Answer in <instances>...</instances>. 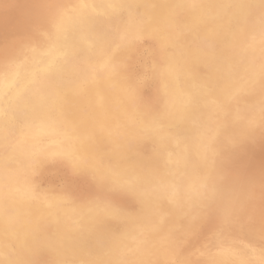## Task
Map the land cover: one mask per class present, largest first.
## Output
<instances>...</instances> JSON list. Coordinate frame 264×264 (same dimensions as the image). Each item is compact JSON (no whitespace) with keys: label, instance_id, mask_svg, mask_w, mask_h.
I'll return each mask as SVG.
<instances>
[{"label":"rangeland","instance_id":"374dc122","mask_svg":"<svg viewBox=\"0 0 264 264\" xmlns=\"http://www.w3.org/2000/svg\"><path fill=\"white\" fill-rule=\"evenodd\" d=\"M169 1L148 0L150 4L148 6L143 3L144 0H0V100L5 105L0 114V139L5 136L6 131H11L15 127L22 136L24 140L22 146L26 158L23 156L13 161L18 167V178L20 179L12 194L17 198L24 197L36 210L33 218L36 225L35 232L25 234L20 238L16 233L17 228L10 225L7 218L12 210L10 208L13 206L7 202L0 205V264H44V261L45 264H134L135 261V264H141V262L148 264L147 260L149 264H178L179 262L209 264L210 257L216 254L219 256L220 264H259L260 262V264H264V92H262L264 91V62L260 65L262 68L249 65L247 72L239 76L240 78L231 75L224 69L221 71L219 65L221 56L229 53L226 46L229 45L231 37L234 39L236 35L240 36L242 33L248 32L246 34L251 36L254 42L259 37L256 42L264 43V1L252 0V7H248V9L244 1L239 4H236L238 2L234 0L216 1H220L224 6L225 15L217 18L216 25L219 26V32L222 35L220 38L226 40L225 45L214 41L215 39L204 32V27L202 28L193 19L194 15H207V12L212 11L211 7L214 3L211 0ZM92 6L99 9L109 7L111 11L103 16V13L99 14L90 9L93 8ZM76 13L84 15L86 13L87 16L83 23L85 38L82 41L72 35L75 33L71 31V19ZM227 14L234 17L229 22H225L224 17ZM223 23L225 25L228 23L230 29L226 30ZM253 25L254 27H252ZM258 30L260 33L257 32ZM226 31L228 32L226 33ZM260 39L261 41H259ZM119 46H122L121 51L125 52L124 56L123 53L114 55L113 51ZM55 50H58L57 59H59H49L50 71L48 72H56L63 82L71 77L78 84L84 83L82 86L90 85L96 99L100 102L106 101L107 105H98L101 110L99 116H88V119L83 122L66 123L60 130L61 134L52 138H43L41 134L46 128L45 124L56 121L55 106L51 104L42 106L47 115L43 122L42 118L40 120L36 117L37 115L35 117L31 115L40 109L37 105H33L37 101L34 97L35 89L30 87L28 89L30 94L24 93V97H13L8 94L9 89L5 88V83L11 79L18 82L17 74L23 69L26 62L30 61L31 57L44 58L45 56L47 58ZM35 52L38 53L35 54ZM127 52L129 53L127 54ZM219 53L222 55L220 56ZM75 57L77 58L75 59ZM245 58V56L239 57V66H247L248 60ZM212 64L214 65L212 66ZM217 72L219 74L222 72V78L225 77L228 86H221V88L218 84V86L214 85L217 80ZM86 92L87 89H85ZM206 92L209 95L222 98V100L220 99L222 103L225 102L224 121L222 120L215 126L214 122H210L196 128L191 125L190 119L202 107ZM211 92L212 94H210ZM85 93L82 91V94ZM195 96H199V98ZM48 101L54 100L49 98ZM151 106L152 108H150ZM50 113L53 114L50 115ZM94 121L99 124L94 125L92 123ZM54 126L56 127L55 124ZM213 131L218 134H214ZM197 132L198 135L195 134ZM95 134L98 135L97 139L92 138ZM205 134L210 136L209 140L205 138ZM169 135L176 136L175 143L180 152L181 164L177 171L183 179H178L177 184L182 185V205L176 208L170 205L171 201L161 200L160 204L167 206H163L165 208L162 210V216L160 215L156 220L150 222L148 220L150 213L144 207L143 202L144 191L152 181L145 176L138 181L131 180L130 172H127L128 169H124V166L135 156L134 159L143 168H146L149 164L148 161L152 160V154L149 152L152 153L151 150H154L159 137L167 138ZM197 137H200L201 140ZM97 142L98 144H95ZM50 143L59 145L56 153L40 156L44 147ZM130 145H132L131 148ZM140 145L143 146L139 147ZM241 146L243 147L241 148ZM239 152H242L243 155ZM130 153L133 155L129 156ZM41 159L46 161L43 163ZM10 162L12 161L9 160L7 163ZM1 166L9 173H13V170L7 167L9 164L4 162L0 164ZM64 166H67L69 171ZM255 173H259L258 176ZM226 176L230 179L235 177V179L232 181ZM101 182L102 184H100ZM247 182L250 187L247 186ZM177 184L176 186H178ZM23 185H25L24 188H22ZM87 188L88 190H86ZM10 190L12 189L8 188L5 192H3V188L0 190V201L7 198L4 194L7 196L11 193ZM222 191L224 194L221 193ZM239 207L246 208L242 211V209L239 210ZM194 209L195 212H192ZM121 210L123 212H119ZM251 210L256 212L253 213ZM240 211L244 212L241 214L242 216L239 214ZM187 213L189 214L187 215ZM186 217L188 218L186 219ZM170 218H172L171 221ZM213 219H216L215 222ZM202 220H205L204 223ZM256 220V224L259 223L258 226L254 225ZM185 222L187 227L184 225ZM214 223L216 224L214 225ZM117 224H120V227ZM254 226L256 227L254 228ZM61 228L65 229L63 236L59 233ZM122 229L124 232L121 231ZM184 229L187 231L184 232ZM177 233L178 236H174ZM227 235L228 238H232L231 240L225 238V242L224 237ZM234 235L235 238H233ZM181 243L182 247L179 246ZM146 247L151 252L146 251ZM224 248L225 250H223ZM168 250V253L175 257L171 258V261L169 259L158 262L156 257L152 256L153 252L167 253ZM79 251L84 252L87 256L79 258ZM124 252L125 254H123ZM246 253L249 254L248 257L244 255ZM134 255L136 256L134 257Z\"/></svg>","mask_w":264,"mask_h":264},{"label":"bare ground","instance_id":"6f19581e","mask_svg":"<svg viewBox=\"0 0 264 264\" xmlns=\"http://www.w3.org/2000/svg\"><path fill=\"white\" fill-rule=\"evenodd\" d=\"M4 1V0H3ZM16 1V0H15ZM51 1H53V0H51ZM57 1V0H56ZM171 1V0H170ZM169 1V2H170ZM173 1V0H172ZM175 1V0H174ZM195 1H197V0H195ZM212 1V3H214L213 4V6L211 7V9H212V11L209 13V12H207V15H205V14H203V15H201V14H198V15H194V17H193V19H194V21L198 24V25H200L202 28L204 27V32L207 34V35H209V36H211L213 39H215L214 41H216L217 43H222L223 45H225V43H226V40L224 39V38H220V36H222L221 34H220V32H219V26L218 25H216V20H217V18H221V16H223V15H225V13H224V6H223V4H221L220 3V1L219 2H216L217 0H211ZM226 1V0H225ZM231 1V0H230ZM234 1H236V2H238V3H236V4H239V3H241V2H243L244 1V3H245V5H246V7H247V9H248V7H252L251 6V1L252 0H234ZM264 1V0H263ZM7 2V1H6ZM38 2V1H37ZM114 2V1H113ZM181 2V1H180ZM19 3V2H18ZM51 3V2H50ZM65 3V2H64ZM104 3V2H103ZM105 3H107V2H105ZM104 3V4H105ZM143 3H145L146 5H150L149 3H148V0H144V2ZM30 4H31V2H30ZM29 4V5H30ZM229 4V3H228ZM262 4V3H261ZM8 5V4H7ZM41 5V4H40ZM86 5V4H85ZM102 5V4H101ZM111 5V4H110ZM171 5V4H170ZM173 5H174V3H173ZM259 5V4H258ZM3 6V5H2ZM15 6V5H14ZM35 6V5H34ZM43 6V5H42ZM51 6V5H50ZM54 6H55V4H54ZM65 6H67V5H65ZM96 6V5H95ZM196 6V5H195ZM209 6H211V5H209ZM232 6V5H231ZM234 6H235V8H236V5L234 4ZM244 6V5H243ZM38 7V6H37ZM52 7V6H51ZM89 7V6H88ZM87 7V8H88ZM93 7V6H92ZM97 7H98V5H97ZM97 7H93V8H90V9H93V10H95L97 13H103V16H104V14H109L110 13V8L109 7H104V9H102V8H97ZM178 7V6H177ZM184 7V6H183ZM229 7V6H228ZM245 7V6H244ZM261 7V6H260ZM36 8V7H35ZM39 8V7H38ZM42 8V7H41ZM46 8V7H45ZM65 8V7H64ZM6 9V8H5ZM20 9V8H19ZM253 9V8H252ZM8 10V9H7ZM58 10V9H57ZM65 10V9H64ZM232 10V9H231ZM250 10V9H249ZM188 11V10H187ZM198 11V10H197ZM16 12H18V11H16ZM78 12V11H77ZM84 12V11H83ZM232 12V11H231ZM258 12V11H257ZM262 12V11H261ZM7 13H9V12H7ZM12 13V12H11ZM24 13H25V11H24ZM35 13V12H34ZM44 13V12H43ZM64 13V12H63ZM73 13V12H72ZM228 13V12H227ZM240 13V12H239ZM252 13V12H251ZM5 14V13H4ZM15 14V13H14ZM19 14V13H18ZM22 14V13H21ZM30 14V13H29ZM46 14V13H45ZM55 14V13H54ZM94 14V13H93ZM177 14V13H176ZM242 14V13H241ZM41 15V14H40ZM245 15V14H244ZM250 15V14H249ZM89 17L91 16V15H88ZM177 16H179V15H177ZM260 16H261V14H260ZM3 17V16H2ZM16 17H18V16H16ZM21 17V16H20ZM35 17V16H34ZM70 17V16H69ZM86 13H85V15L84 14H77L76 13V15L71 19V25L70 26H72V30L71 31H73L75 34H72V35H74L76 38H78V39H80V41H82L85 37V34H83L84 32H83V23H84V20L86 19ZM242 17V16H241ZM254 17V16H253ZM48 18H49V16H48ZM71 18V17H70ZM225 18V22H229L232 18H234V17H232L231 15L230 16H228V14H227V16L226 17H224ZM236 18H237V16H236ZM39 19V18H38ZM53 19V21H54V18H52ZM90 19V18H89ZM121 19V18H120ZM174 19H175V17H174ZM260 19V18H259ZM3 20L5 21V19L3 18ZM19 20V19H18ZM42 20V19H41ZM56 20V19H55ZM65 20V19H64ZM91 20V19H90ZM110 20V19H109ZM255 20H256V18H255ZM22 21V20H21ZM24 21V20H23ZM40 21V20H39ZM52 21V20H51ZM63 21V20H62ZM69 21V20H68ZM86 21V20H85ZM114 21H115V19H114ZM125 21V20H124ZM178 21V20H177ZM180 21V20H179ZM239 21V20H238ZM16 22V21H15ZM34 22H35V20H34ZM163 22V21H162ZM219 22V21H218ZM239 22H241V20L239 21ZM249 22V21H248ZM255 22V21H254ZM263 22V21H262ZM3 23V22H2ZM21 23V22H20ZM88 23H89V21H88ZM122 23H124V22H122ZM132 23V22H131ZM250 23H251V21H250ZM259 23H261V22H259ZM67 24V23H66ZM70 24V23H69ZM69 24H67V25H69ZM110 24H111V22H110ZM224 25H225V23H223ZM246 24V23H245ZM244 24V25H245ZM5 25V24H4ZM22 26H23V23L21 24ZM35 25V24H34ZM59 25V24H58ZM2 26V25H1ZM124 26V25H123ZM226 26V30H229L230 28H229V26H228V23H227V25H225ZM239 26V25H238ZM242 26V25H241ZM26 27V26H25ZM32 27V26H31ZM49 27V26H48ZM85 27V26H84ZM232 27V26H231ZM246 27V26H245ZM250 27V26H249ZM252 27H254V25L252 26ZM262 27V26H261ZM71 28V27H70ZM87 28V27H86ZM140 28V27H139ZM180 28V27H179ZM263 28V27H262ZM8 29V28H7ZM11 29V28H10ZM13 29V28H12ZM45 29V28H44ZM50 29V28H49ZM49 29H48V31H49ZM124 29H125V27H124ZM259 29V28H258ZM46 30V29H45ZM70 30V29H69ZM89 30V29H88ZM88 30H86V31H88ZM126 30V29H125ZM203 30V29H202ZM260 30V29H259ZM259 30L257 31V32H259ZM263 30V29H262ZM70 31V32H71ZM92 31V30H91ZM183 31V30H182ZM251 31V30H250ZM50 32V31H49ZM70 32H69V34H70ZM224 32V31H223ZM228 31H226V33H227ZM246 32V31H245ZM252 32V31H251ZM8 33H10V32H8ZM23 33V32H22ZM72 33V32H71ZM89 33V32H88ZM191 33V32H190ZM246 33H248V32H246ZM241 34L240 36H239V34L238 35H236L235 36V38L234 39H232V37H231V39H230V43H229V45L228 46H226L227 47V49H229L228 51H229V53H228V55H224V56H221L222 54H220V56L222 57L221 58V62H219L220 64V69H221V71H222V69H224V70H226V71H228L231 75H233V76H235V77H238V78H240L239 76H242L243 74H245L246 72H247V70H248V66L249 65H251V66H260L263 62H264V43H257L256 41L259 39V37H257L258 39H256V41L254 42V39H251V36H249V35H247V34ZM253 33V32H252ZM260 33V32H259ZM263 33H264V31H263ZM31 34V33H30ZM218 34H219V36H218ZM234 34H235V32H234ZM254 34H255V31H254ZM72 35H71V37H72ZM252 35V34H251ZM23 36V35H22ZM32 36V35H31ZM34 36V35H33ZM225 36H226V34H225ZM228 36V35H227ZM255 36V35H254ZM257 36V35H256ZM68 37V36H67ZM70 37V36H69ZM183 37V36H182ZM187 37H188V34H187ZM4 38V37H3ZM12 38V37H11ZM36 38H37V36H36ZM147 38V37H146ZM151 38H153L154 39V37H151ZM181 38V37H180ZM192 38V37H191ZM190 38V39H191ZM225 38H227V37H225ZM72 39V38H71ZM186 39V38H185ZM262 39V38H261ZM261 39L259 40V41H261ZM264 39V38H263ZM38 40V39H37ZM36 40V41H37ZM148 40H149V38H148ZM147 40V41H148ZM151 40V39H150ZM13 41V40H12ZM154 41V40H153ZM159 41V40H158ZM3 42V41H2ZM40 42H41V40H40ZM139 42H140V40H139ZM195 42V41H194ZM200 42V41H199ZM203 42H205V41H203ZM202 42V43H203ZM8 43H10V42H8ZM105 43V42H104ZM125 43V42H124ZM136 43V42H135ZM185 43H186V41H185ZM37 44V43H36ZM120 44V43H119ZM139 44V43H138ZM149 44V43H148ZM184 44V43H183ZM182 44V45H183ZM228 44V43H227ZM4 45V44H3ZM200 45V44H199ZM215 45H217V44H215ZM159 46V45H158ZM222 46V45H221ZM105 47V46H104ZM157 47V46H156ZM218 47H219V45H218ZM226 47H225V49H226ZM139 48V47H138ZM161 48V47H160ZM190 48V47H189ZM28 49V48H27ZM38 49V48H37ZM121 49H122V46H119V47H117V48H115V50L113 51V53H114V55H121L122 53H123V56H124V53L125 52H123V51H121ZM196 49H197V47H196ZM167 50V49H166ZM107 51V50H106ZM137 51V50H136ZM158 51H159V49H158ZM227 51V50H226ZM58 50H55V51H53L52 53H50L48 56H47V58H45V56H44V58L43 57H35V58H32L31 57V59H30V61H28V62H26V64L24 65V67H23V69L17 74L18 75V82H16V81H14V80H10V81H8V82H6L5 83V88L6 89H9V93L8 94H10V95H12L13 97H19V96H23L24 97V93L25 94H30V92H29V88L30 87H33L34 89H35V98H36V104H33V105H37V107H39L40 109L38 110V112H39V114H38V112H33V113H31V115L33 116V117H35V115H37L36 117H38V119H40L41 120V118L43 119V122H44V120L46 119V117H47V115H46V111H45V109H43V105H48V104H51V105H54L55 106V108H56V118H55V120L56 121H50L49 119H47V120H49L50 121V123L49 124H45V126H46V128L42 131V134H41V137H43V138H52L53 136H55V135H59V134H61L60 133V130H61V128H64V125L66 124V123H71V122H83L84 120H87L88 119V116L90 117V116H92V117H96V116H99V114H100V109H99V106L98 105H107V103H106V101H98L97 99H96V97L94 96V94H93V92H92V90H91V87H90V85H84V86H82L84 83H82V84H78V83H76L74 80H72L71 79V77H69L65 82H63V81H61L60 79H59V77L56 75V72L54 73V72H48V71H50V67H48V65H49V63H50V60L49 59H56V60H58L57 59V57H58ZM108 52V51H107ZM23 53V52H22ZM32 53H34V52H32ZM36 53H38V52H35V54ZM129 52H127V54H128ZM133 53V52H132ZM135 53V52H134ZM133 53V54H134ZM161 53V52H160ZM27 55H28V53H26ZM25 54V55H26ZM31 54V53H30ZM34 54V55H35ZM84 54V53H83ZM226 54V53H225ZM21 55V54H20ZM22 55H24V54H22ZM33 55V54H32ZM126 55V54H125ZM42 56V55H41ZM130 56V55H129ZM216 56H218L217 54H216ZM240 56H245L246 58H247V60H248V64H247V66H239V64H238V61H239V57ZM21 57V56H20ZM122 57V56H121ZM77 57H75V59H76ZM115 58V57H114ZM120 58V57H119ZM118 58V59H119ZM134 58V57H133ZM216 58V57H215ZM245 58V59H246ZM28 59V58H27ZM124 59V58H123ZM163 59V58H162ZM212 59V58H211ZM217 59V60H218ZM245 59H243V60H245ZM63 60V59H62ZM61 60V61H62ZM134 60V59H133ZM159 60V59H158ZM189 60V59H188ZM192 60V59H191ZM216 60V59H215ZM247 60H246V62H247ZM113 61H114V59H113ZM112 61V62H113ZM77 62V61H76ZM203 62V61H202ZM206 62V61H205ZM215 62V61H214ZM25 63V62H24ZM129 63V62H128ZM217 63V62H216ZM241 63V62H240ZM243 63V62H242ZM16 64V63H15ZM158 64V63H157ZM162 64V63H161ZM160 64V65H161ZM165 64V63H164ZM205 64V63H204ZM211 64V63H210ZM215 64V63H214ZM214 64H212V66L214 65ZM245 64V63H244ZM129 65V64H128ZM242 65V64H241ZM20 66H22V65H20ZM68 66V65H67ZM201 66V65H200ZM211 66V65H210ZM216 66V65H215ZM261 67V66H260ZM56 68V67H55ZM259 68V67H258ZM262 68V67H261ZM6 69V68H5ZM9 69V68H8ZM14 69V68H13ZM193 69V68H192ZM199 69V68H198ZM197 69V70H198ZM264 69V68H263ZM10 70H12V69H10ZM15 70V69H14ZM57 70V69H56ZM260 70V69H259ZM6 71V70H5ZM71 71H73V70H71ZM11 72V71H10ZM13 72V71H12ZM199 72V71H198ZM203 72V71H202ZM259 72V71H258ZM15 73V72H14ZM107 73V72H106ZM218 74L216 75V81H215V83L216 84H214V85H220V87L221 86H228V82H226L225 80V77H223L222 78V72L219 74V72H217ZM228 73V74H229ZM259 73H261V72H259ZM193 74V73H192ZM209 74H210V72H209ZM212 74H214L213 72H212ZM201 76V75H200ZM212 76V75H211ZM247 76V75H246ZM66 77H68V76H66ZM73 77V76H72ZM101 77H103V75H101ZM212 77H214V76H212ZM234 77V78H235ZM203 78V77H202ZM246 78V77H245ZM245 78H244V80H245ZM249 78H250V76H249ZM262 79H263V77H262ZM239 80V79H238ZM240 80H242V79H240ZM249 80V79H248ZM261 80V79H260ZM212 81V80H211ZM263 82V81H262ZM261 82V83H262ZM157 85V84H156ZM213 85V84H212ZM217 85V86H218ZM260 85H263V84H260ZM211 87V86H210ZM254 87V86H253ZM263 87V86H262ZM154 88V87H153ZM156 88V87H155ZM189 88V87H188ZM213 88V87H212ZM222 88V87H221ZM251 88V87H250ZM85 89H87V92L85 93ZM216 89V88H215ZM258 89H259V87H258ZM213 90V89H212ZM218 90V89H217ZM252 90H254V89H252ZM257 90V89H256ZM262 90V89H261ZM82 91H84V93L85 94H82ZM110 91H112L111 89H110ZM214 91V90H213ZM220 92V91H219ZM259 92V91H258ZM262 92H264V91H262ZM215 93V92H214ZM196 94V93H195ZM199 94V93H198ZM210 94H212V92L210 93ZM216 94V93H215ZM259 94H260V92H259ZM156 95V94H155ZM254 95V94H253ZM27 96H29V95H27ZM262 96V95H261ZM260 96V97H261ZM191 97V96H190ZM195 97H198L199 98V96H195ZM21 98V97H20ZM49 98H51V99H53L54 101H48L49 100ZM149 98V97H148ZM147 98V99H148ZM22 99H24L25 100V98H22ZM145 99V98H144ZM222 100V98H220V97H218V96H213V95H209V94H207V92L205 93V97H204V99H203V101H202V107L196 112V113H194V115H193V117L190 119V123H191V125H194V126H196V128L198 127V126H200V125H204V124H207V123H210V122H214L215 124H214V126L217 124V123H219L220 124V122L223 120L224 121V113H225V105H224V103H222L221 102V100ZM235 99V98H234ZM240 99V98H239ZM101 100V99H100ZM241 100V99H240ZM246 100V99H245ZM26 101V100H25ZM146 101V100H145ZM191 101V100H190ZM236 101V100H235ZM248 101V100H247ZM246 101V102H247ZM8 102V101H7ZM26 102H28V101H26ZM151 102V101H150ZM227 102V101H226ZM239 102V101H238ZM243 102H245V101H243ZM146 103V102H145ZM170 103H171V100H170ZM11 104V103H10ZM191 104V103H190ZM242 104V103H241ZM85 105L87 106L86 108H85ZM261 105H263V104H261ZM231 106V105H230ZM260 106V105H259ZM264 106V105H263ZM4 107H5V105H4V102L3 101H1L0 100V114L2 113V111L4 110ZM133 107V106H132ZM261 107V106H260ZM117 108V107H116ZM118 108H119V106H118ZM150 108H152V106L150 107ZM198 108V107H197ZM240 108H241V106H240ZM157 109H158V107H157ZM244 109V108H243ZM229 110V109H228ZM143 111V110H142ZM149 111V110H148ZM154 111H156V110H154ZM230 111V110H229ZM6 112V111H5ZM157 112V111H156ZM264 112V111H263ZM262 112V113H263ZM37 113V114H36ZM55 113V112H54ZM144 113V112H143ZM147 113V112H146ZM151 113V112H150ZM51 114H53V113H50V115ZM152 114H155V113H152ZM264 115V114H263ZM20 116H21V114H20ZM149 118V117H148ZM255 118V117H254ZM264 118V117H263ZM187 120H188V118H187ZM259 121H261V120H259ZM94 125L95 124H99L97 121H94V122H92ZM92 123H90V124H92ZM241 123V122H240ZM239 123V124H240ZM243 123H244V121H243ZM246 123V122H245ZM259 123V122H258ZM257 123V124H258ZM54 124L56 125V127L54 126ZM218 124V125H219ZM253 124V123H252ZM244 125H246V124H244ZM243 125V126H244ZM251 125V124H250ZM93 126V125H92ZM253 126V125H252ZM255 126V125H254ZM257 126V125H256ZM251 127V126H250ZM259 127H260V124H259ZM102 128V127H101ZM104 128V127H103ZM240 128V127H239ZM238 128V129H239ZM245 128V127H244ZM256 128V127H255ZM254 128V129H255ZM215 129V128H214ZM68 130V129H67ZM85 130V129H84ZM104 130V129H103ZM230 130V129H229ZM248 130H249V128H248ZM184 131V130H183ZM233 131V130H232ZM72 132V131H71ZM193 132V131H192ZM256 132V131H255ZM259 132V131H258ZM91 133V132H90ZM213 133L214 134H218V133H216L215 131H213ZM243 133V132H242ZM254 133V132H253ZM22 134H23V132H22ZM105 134V133H104ZM138 134V133H137ZM185 134V133H184ZM196 135H198V132L197 133H195ZM233 134H234V132H233ZM179 135V134H178ZM242 135H244V134H242ZM257 135V134H256ZM101 136V135H100ZM126 136V135H125ZM205 136V138L207 139V140H209L210 139V136L208 135V134H205L204 135ZM249 136V135H248ZM251 136V135H250ZM259 136V135H258ZM179 137V136H178ZM243 137V136H242ZM253 137V136H252ZM93 139H97L98 138V135H94V137H92ZM120 138V137H119ZM160 139L156 142V146H155V148H154V150L152 149L151 151H152V153L151 152H149L150 154H152V160L151 161H148L149 162V164L146 166V168L144 167H142V165L136 160V159H134L135 158V156H134V158L132 159V160H130V162L128 161V164L126 163V165L124 166V169L125 168H127L128 169V171L127 172H130V178H131V180H136V181H138V180H140V179H142L144 176H145V178H149L151 181H152V183H151V185H149L146 189H145V191H144V202H143V204H144V207L146 208V210L147 211H149V221L151 222V221H153V220H156L157 218H158V216H162V210H163V208H165L166 206L165 205H161L160 203H161V200L163 201V200H165V201H171L170 202V205H172V206H174V207H176V208H179L181 205H182V195H181V189H182V185H179V184H177V182H178V179H183V177L182 176H180V174H179V172L177 171V169H178V166L181 164V162H180V152H179V147L176 145V143H175V141H176V136L175 135H169L167 138L166 137H159ZM162 138H163V141H161L162 140ZM198 139H200L201 140V138L200 137H197ZM249 138V137H248ZM251 138V137H250ZM263 138H264V136H263ZM263 138H261L262 140H263ZM92 139V140H93ZM242 139V138H241ZM255 139V138H254ZM38 140V139H37ZM40 140V139H39ZM199 140V141H200ZM245 140H248V139H245ZM252 140V139H251ZM256 140H258V139H256ZM33 141H35V140H33ZM32 141V142H33ZM67 141V140H66ZM65 141V142H66ZM103 141V140H102ZM121 141V140H120ZM233 141V140H232ZM240 141V140H239ZM243 141V140H242ZM250 141V140H249ZM22 142H24V140H23V138H22V136L20 135V133L17 131V128L15 127L13 130H11V131H6V134H5V136H3V137H1V139H0V148H1V154H0V164H2V163H6V164H9V166H7L8 167V169H12L13 170V173H9V171L7 170V169H5V168H3V166H1L0 167V176L2 177V180L0 181V190H2V188H3V192H5L8 188L9 189H12V190H10V192L11 193H9L7 196H6V194H4V196L5 197H7L5 200H2V201H0V205L2 204V203H5V202H7L9 205H12L13 207L12 208H10V209H12V210H10V214H9V216L7 217L8 219H9V222H10V225H13L14 227H16L17 228V230L18 231H16V233L17 234H19V236H20V238H22L25 234H28V233H33V232H35V229H36V225H35V223L33 222V218H34V215L36 214V210L34 209V208H32L31 206H30V203L28 202V200H25L24 199V197L22 198V197H20V198H17L16 196H13V194H12V191L16 188V186H17V183L19 182V179L20 178H18V167L17 166H15V163L13 162L15 159H17V158H22L23 156H25V150L23 149V146H22ZM37 142V141H36ZM64 142V143H65ZM105 142V141H104ZM247 142V141H246ZM145 143V142H144ZM186 143V142H185ZM192 143V142H191ZM259 143V142H258ZM61 144V143H60ZM66 144V143H65ZM93 144V143H92ZM95 144H98V142L97 143H95ZM101 144H103V143H101ZM133 144V143H132ZM246 144V143H245ZM245 144H244V146H245ZM249 144H251V143H249ZM254 144H255V142H254ZM15 145H17L16 147H15ZM88 145V144H87ZM106 145V144H105ZM104 145V146H105ZM127 145H128V143H127ZM191 145V144H190ZM43 146V145H42ZM58 144H52L51 145V143L50 144H47L46 145V147H44V149H43V151H42V154H40V156H42V155H46V154H52V153H56V151H57V148H58ZM141 146H143V145H140L139 147H141ZM150 146H152L151 144H150ZM153 146H154V144H153ZM249 146V145H248ZM132 147V145H130V148ZM138 147V148H139ZM191 147V146H190ZM243 146H241V148H242ZM253 147H254V145H253ZM43 148V147H42ZM149 148V147H148ZM147 148V150H149ZM241 148H240V150H241ZM259 148V147H258ZM106 149V148H105ZM121 149V148H120ZM133 150H134V148H132ZM131 149V150H132ZM145 149V148H144ZM253 150H254V148H252ZM115 150V149H114ZM127 150V149H126ZM138 150V149H137ZM141 150V149H140ZM252 150V151H253ZM124 151V150H123ZM139 151V150H138ZM239 151V150H238ZM249 151V150H248ZM144 152V151H143ZM147 152V151H146ZM246 152V151H245ZM128 153H129V150H128ZM133 153H134V151H133ZM239 153H241V155H243L242 154V152H239ZM253 153V152H252ZM39 154V153H38ZM237 154V153H236ZM34 155V154H33ZM130 155H133V154H129V156ZM253 155H254V153H253ZM257 155V154H256ZM261 155V154H260ZM40 156H39V158H40ZM145 156V155H144ZM28 157V156H27ZM117 157V156H116ZM148 157H150V156H148ZM226 157V156H225ZM240 157V156H239ZM254 157V156H253ZM25 158H26V156H25ZM119 158V157H118ZM137 158V157H136ZM141 158V157H140ZM228 158V157H227ZM251 158V157H250ZM56 159V158H55ZM59 159V158H58ZM66 159V158H65ZM138 159V158H137ZM142 159V158H141ZM230 159V158H229ZM232 159H233V157H232ZM249 159V158H248ZM261 159H263L262 157H261ZM9 160H11L12 162H10V163H7ZM37 160V159H36ZM42 160V159H41ZM48 160V159H47ZM61 160V159H60ZM116 160V159H115ZM127 160H129V159H127ZM43 161H46L45 159H43L42 160V162ZM62 161H63V159H62ZM126 161V160H125ZM250 161V160H249ZM27 162V161H26ZM58 162H60V161H58ZM103 162V161H102ZM109 162V161H108ZM124 162V161H123ZM262 162V161H261ZM44 163V162H43ZM65 164H66V161L64 162ZM87 163V162H86ZM112 163V162H111ZM203 163V162H202ZM259 163V162H258ZM33 164H34V162H33ZM32 164V165H33ZM93 164V163H92ZM108 164V163H107ZM106 164V165H107ZM122 164H124V163H122ZM257 164V163H256ZM261 164V163H260ZM30 165H31V163H30ZM68 165V164H67ZM98 165V164H97ZM96 165V166H97ZM112 165V164H111ZM120 165V164H119ZM254 165V164H253ZM262 166V165H261ZM260 166V167H261ZM6 167V168H7ZM65 167V166H64ZM67 167V166H66ZM66 167H65V169H66ZM70 167V166H69ZM118 167V166H117ZM120 167V166H119ZM206 167V166H205ZM224 167V166H223ZM43 168V167H42ZM68 168V167H67ZM103 168V167H102ZM101 168V169H102ZM108 169L110 168V167H107ZM246 168V167H245ZM256 168H257V166H256ZM39 169V168H38ZM107 169V170H108ZM118 169H120V168H118ZM11 170V171H12ZM35 170V169H34ZM72 170V169H71ZM89 170V169H88ZM260 170V169H259ZM23 171V170H22ZM68 171H69V168H68ZM101 171V170H100ZM126 171V170H125ZM223 171V170H222ZM245 171V170H244ZM251 171V170H250ZM263 171V170H262ZM262 171H260V172H262ZM41 172V171H40ZM103 172V171H102ZM126 172V173H127ZM226 172V171H225ZM249 172V171H248ZM259 172V171H258ZM71 173H72V171H71ZM81 173V172H80ZM195 173V172H194ZM193 173V174H194ZM220 173V172H219ZM224 173V172H223ZM229 173H232V172H230L229 171ZM253 173V172H252ZM257 173V172H256ZM255 173V174H256ZM93 174V173H92ZM103 174V173H102ZM107 174V173H106ZM122 174H125V173H122ZM182 174V173H181ZM207 174V173H206ZM226 174V173H225ZM259 174V173H258ZM258 174H256L257 176H258ZM37 175H39V174H37ZM73 175V174H72ZM83 175H85V174H83ZM87 175H89V174H87ZM196 175H197V173H196ZM237 175V174H236ZM242 175V174H241ZM243 175H245V174H243ZM78 176V175H77ZM103 176V175H102ZM101 176V177H102ZM223 176V175H222ZM225 176V175H224ZM247 176V175H246ZM79 177V176H78ZM117 177V176H116ZM129 177H128V179H129ZM194 177V176H193ZM209 177V176H208ZM213 177V176H212ZM211 177V178H212ZM226 177H228V176H226ZM233 177V176H232ZM240 177V176H239ZM81 178V177H80ZM89 178V177H88ZM185 178H186V176H185ZM229 178V177H228ZM238 178V177H237ZM243 178V177H242ZM245 178V177H244ZM243 178V179H244ZM249 178H250V176H249ZM260 178V177H259ZM106 179V178H105ZM125 179V178H124ZM207 179V178H206ZM210 179V178H209ZM209 179H207V180H209ZM224 179V178H223ZM230 179V178H229ZM232 179V178H231ZM230 179V180H231ZM234 179H235V177H234ZM234 179H232V181H234ZM240 179V178H239ZM251 179V178H250ZM85 180H87V179H85ZM220 180V179H219ZM88 181V180H87ZM106 182H107V180H105ZM189 181V180H188ZM260 181H261V178H260ZM91 182V181H90ZM96 182V181H95ZM94 182V183H95ZM109 182V181H108ZM120 182V181H119ZM214 182V181H213ZM223 182V181H222ZM228 182H230V181H228ZM259 182V181H258ZM81 183V182H80ZM89 183V182H88ZM133 183V182H132ZM181 183V182H180ZM215 183V182H214ZM248 183V182H247ZM250 183H251V181H250ZM254 184L253 185H255V182H253ZM263 183V182H262ZM79 184V183H78ZM100 184H102V182L100 183ZM104 184H106V183H104ZM108 184V183H107ZM176 184L178 185V186H176ZM213 184V183H212ZM211 184V185H212ZM260 184V183H259ZM133 185V184H132ZM138 185H139V183H138ZM224 185H226L225 184V182H224ZM262 185V184H261ZM260 185V186H261ZM84 186V185H83ZM88 186V185H87ZM136 186V185H135ZM237 186V185H236ZM240 186V185H239ZM244 186V185H243ZM248 187H250L249 186V183H248V185H247ZM259 186V185H258ZM25 187V185H23L22 186V188H24ZM91 187V186H90ZM97 187V186H96ZM103 187V186H102ZM105 187V186H104ZM195 187V186H194ZM245 187V186H244ZM81 188V187H80ZM252 188V187H251ZM254 188V187H253ZM102 189V188H101ZM111 189V188H110ZM140 189V188H139ZM224 189V188H223ZM234 189V188H233ZM248 189V188H247ZM250 189V188H249ZM260 189V188H259ZM86 190H88V188L86 189ZM95 190V189H94ZM105 190V189H104ZM115 190V189H114ZM135 191H136V189H134ZM244 190V189H243ZM252 190V189H251ZM262 190V189H261ZM260 190V191H261ZM100 191V190H99ZM217 191V190H216ZM239 191V190H238ZM250 191V190H249ZM90 192H92V191H90ZM119 192V191H118ZM230 192V191H229ZM242 192V191H241ZM259 192V191H258ZM263 192V191H262ZM80 193V192H79ZM89 193V192H88ZM95 193V192H94ZM128 193V192H127ZM139 193V192H138ZM222 194H224L223 193V191L221 192ZM225 193H227V192H225ZM19 194H21V193H19ZM96 194H97V192H96ZM228 194V193H227ZM247 194H248V192H247ZM259 194V193H258ZM257 194V195H258ZM261 194V193H260ZM22 195V194H21ZM31 195V194H30ZM75 195V194H74ZM83 195H85V194H83ZM92 195V194H91ZM118 195V194H117ZM219 195H220V193H219ZM226 195V194H225ZM253 195V194H252ZM252 195L251 196H249L250 198L252 197ZM256 195V194H255ZM76 196V195H75ZM82 196V195H81ZM217 196V195H216ZM231 196V195H230ZM245 196H246V193H245ZM261 196V195H260ZM76 197H78V196H76ZM95 197V196H94ZM114 197V196H113ZM115 197H116V195H115ZM219 197V196H218ZM220 197H222L221 195H220ZM237 197V196H236ZM239 197H240V195H239ZM217 198V197H216ZM233 198V197H232ZM248 198V197H247ZM127 199V198H126ZM207 199H208V197H207ZM226 199H227V197H226ZM260 199H263V198H261L260 197ZM259 199V200H260ZM93 200H94V198H93ZM99 200V199H98ZM115 200V199H114ZM117 200V199H116ZM219 200V199H218ZM227 200H229V199H227ZM233 200V199H232ZM256 200V199H255ZM81 201V200H80ZM118 201H119V199H118ZM230 201V200H229ZM261 201V200H260ZM223 202H225V200L223 199ZM233 202V201H232ZM241 202V201H240ZM248 202V201H247ZM167 203V202H166ZM219 203H221V202H219ZM229 203V202H228ZM237 203V202H236ZM250 203V202H249ZM249 203H248V205H249ZM264 203V202H263ZM33 204V203H32ZM216 204V203H215ZM224 204V203H223ZM252 204V203H251ZM60 205V204H59ZM213 205V204H212ZM227 205V204H226ZM230 205H232V203H230ZM237 205V204H236ZM241 205V204H240ZM256 205V204H255ZM257 205H258V203H257ZM120 206V205H119ZM163 206H165V207H163ZM216 206V205H215ZM246 206V205H245ZM254 206V205H253ZM261 206V205H260ZM244 207V206H243ZM262 207V206H261ZM129 208V207H128ZM133 208V207H132ZM131 208V209H132ZM233 208V207H232ZM231 208V209H232ZM240 208V207H239ZM238 208V209H239ZM246 208V207H245ZM245 208H240L239 210H241L242 209V211H244L245 210ZM249 208V207H248ZM125 209V208H124ZM130 209V208H129ZM214 209V208H213ZM128 210V209H127ZM127 210H125V212H127ZM142 210V209H141ZM166 210V209H165ZM172 210V209H171ZM181 210H182V207H181ZM200 210V209H199ZM198 210V211H199ZM207 210V209H206ZM238 210V211H239ZM257 210H258V207H257ZM135 211V210H134ZM166 211H168V210H166ZM183 211V210H182ZM205 211V210H204ZM253 211V213L254 212H256L255 210H251V212ZM260 211V210H259ZM119 212H123L122 210L121 211H119ZM125 212H124V214H125ZM129 212V211H128ZM170 212V211H169ZM192 212H195V209L192 211ZM207 212V211H206ZM235 212V211H234ZM241 212V211H240ZM239 212V214L241 215L242 213L244 214V212H241L240 213ZM258 212V211H257ZM261 212V211H260ZM264 212V211H263ZM134 213V212H133ZM202 213V212H201ZM205 213V212H204ZM208 213V212H207ZM207 213H206V215H207ZM259 213V212H258ZM165 214V213H164ZM170 214V213H169ZM189 213H187V215H188ZM192 214V213H191ZM194 214V213H193ZM247 214V213H246ZM252 214V213H251ZM260 215H261V213H259ZM8 215V214H7ZM199 215H201V214H199ZM238 215V214H237ZM256 216H257V214H255ZM106 216V215H105ZM125 216V215H124ZM198 216V215H197ZM217 216V215H216ZM234 216V215H233ZM242 216V215H241ZM244 216V215H243ZM120 217H122V216H120ZM164 217V216H163ZM170 217V216H169ZM172 217H174V216H172ZM206 217V216H205ZM236 217V216H235ZM246 217V216H245ZM260 217V219H261V216H259ZM258 217V218H259ZM60 218V217H59ZM188 217H186V219H187ZM202 218V217H201ZM200 218V219H201ZM250 218H251V216H250ZM164 219V218H163ZM171 219L172 218H170V221H171ZM203 219H204V215H203ZM218 219V218H217ZM228 219H230V218H228ZM239 219V218H238ZM245 219V218H244ZM243 219V220H244ZM111 220V219H110ZM184 220V219H183ZM194 220V219H193ZM211 220V219H210ZM214 220V219H213ZM216 220V219H215ZM215 220H214V222H215ZM219 220H222V219H219ZM253 220V219H252ZM254 220H255V218H254ZM253 220V221H254ZM263 220V219H262ZM165 221V220H164ZM175 221V220H174ZM198 221H200V220H198ZM197 221V222H198ZM203 221H205V220H202V222ZM230 221H231V219H230ZM229 221V222H230ZM251 221V220H250ZM261 221V220H260ZM1 222V221H0ZM43 222H44V220H43ZM188 222V221H187ZM238 222V221H237ZM262 222V221H261ZM107 223V222H106ZM122 223V222H121ZM175 223V222H174ZM182 223H184L183 221H182ZM191 223V222H190ZM204 223V222H203ZM228 223V222H227ZM249 223V222H248ZM253 223V222H252ZM257 223V220H256V222H254V225H256V226H258L259 225V223L258 224H256ZM44 224V223H43ZM43 224H41V225H43ZM49 224V223H48ZM47 224V225H48ZM57 225H58V223H56ZM114 224V223H113ZM124 224V223H123ZM173 224V223H172ZM176 224V223H175ZM211 224V223H210ZM213 224V223H212ZM216 223H214V225H215ZM223 224V223H222ZM40 225V226H41ZM52 225V224H51ZM120 225V224H119ZM118 224H117V226H119ZM137 225V224H136ZM154 225V224H153ZM169 225V224H168ZM184 225H186V222H185V224ZM197 225V224H196ZM200 225V224H199ZM213 225V226H214ZM220 225V224H219ZM226 225V224H225ZM228 225V224H227ZM251 225V224H250ZM39 226V227H40ZM53 226V225H52ZM62 226V225H61ZM73 226V225H72ZM108 226H109V224H108ZM132 226V225H131ZM183 226V225H182ZM191 226V225H190ZM201 226V225H200ZM247 226V225H246ZM256 226H254V228L256 227ZM261 226V225H260ZM120 227V226H119ZM128 227V226H127ZM133 227H135V226H133ZM186 227H187V225H186ZM199 227V226H198ZM212 227V226H211ZM223 227V226H222ZM227 227V226H226ZM250 227V226H249ZM263 227V226H262ZM47 228V227H46ZM114 228V227H113ZM190 228V227H189ZM188 228V229H189ZM197 228V227H196ZM214 228H216L215 226H214ZM51 229V228H50ZM50 229H48V230H50ZM128 229H129V227H128ZM185 229H187V228H185ZM185 229H184V232H186L185 231ZM211 229V228H210ZM231 229H233V228H231ZM231 229H230V233H231ZM253 229V228H252ZM251 229V230H252ZM47 230V231H48ZM197 230H199V229H197ZM213 230V229H212ZM218 230V229H217ZM58 231V230H57ZM111 231V230H110ZM115 231H116V229H115ZM122 232H124L123 231V229L121 230ZM128 231V230H127ZM131 231V230H130ZM183 231V230H182ZM194 231V230H193ZM209 231V230H208ZM211 231V230H210ZM215 231V230H214ZM227 231V230H226ZM228 231H229V229H228ZM227 231V232H228ZM85 232V231H84ZM114 232V231H113ZM118 232V231H117ZM195 232V231H194ZM212 232V231H211ZM232 232H234V231H232ZM45 233V232H44ZM59 233H60V235L61 236H63L64 234H65V229L64 228H61L60 230H59ZM120 233V232H119ZM189 233V232H188ZM196 233V232H195ZM236 233V232H235ZM42 234V233H41ZM57 234V233H56ZM175 234V233H174ZM208 234V233H207ZM224 234H226V233H224ZM32 235V234H31ZM37 235V234H36ZM39 235V234H38ZM45 235H46V233H45ZM156 235V234H155ZM185 236H186V234H184ZM188 235V234H187ZM190 235V234H189ZM191 235H192V232H191ZM48 236V235H47ZM77 236V235H76ZM122 236V235H121ZM130 236V235H129ZM132 236V235H131ZM174 236H178V233H177V235H174ZM261 236V235H260ZM49 237V236H48ZM114 237V236H113ZM190 237V236H189ZM2 238V237H1ZM116 238H117V236H116ZM115 238V239H116ZM120 238V237H119ZM124 238V237H123ZM130 238V237H129ZM191 238V237H190ZM225 238H227L226 240H231V238H228V235H227V237H224V241H225ZM233 238H235V235H234V237ZM52 239V238H51ZM70 239V238H69ZM77 239V238H76ZM114 239V238H113ZM118 239V238H117ZM179 239V238H178ZM177 239V240H178ZM181 239V238H180ZM186 239V237L184 238V240ZM221 239V238H220ZM237 239V238H236ZM71 240V239H70ZM182 240V239H181ZM222 240V239H221ZM264 240V239H263ZM13 241L14 242H17L18 243V241H15V239H13ZM38 241V240H37ZM56 241H58V240H56ZM78 241V240H77ZM106 241V240H105ZM169 241H171V240H169ZM2 242V241H1ZM6 242H9V241H6ZM45 242V241H44ZM55 242V241H54ZM79 242V241H78ZM116 242H118V241H116ZM122 242V241H121ZM181 242V241H180ZM183 242V241H182ZM226 242V241H225ZM237 242V241H236ZM239 242V241H238ZM237 242V243H238ZM241 242V241H240ZM11 243H12V241H11ZM47 243V242H46ZM58 243V242H57ZM111 243V242H110ZM110 243H108V244H110ZM178 243V242H177ZM220 243V242H219ZM223 243V241L221 242V244ZM35 244V243H34ZM49 244V243H48ZM63 244H64V242H63ZM62 244V245H63ZM67 244V243H66ZM174 244H175V242H174ZM186 244V243H185ZM221 244H220V246H221ZM231 244V243H230ZM243 244V243H242ZM249 244V243H248ZM36 245V244H35ZM51 245V244H50ZM54 245V244H53ZM81 245V244H80ZM113 245H114V243H113ZM118 245V244H117ZM116 245V246H117ZM148 245V244H147ZM181 245H183L182 243L179 245V246H181ZM244 245V244H243ZM37 246V245H36ZM42 246H43V244H42ZM45 246V245H44ZM58 246V245H57ZM105 246V245H104ZM115 246V245H114ZM122 246V245H121ZM146 246V245H145ZM172 246V245H171ZM220 246H218V247H220ZM248 246V245H247ZM55 247H56V244H55ZM67 247V246H66ZM91 247V246H90ZM168 247V246H167ZM182 247V246H181ZM28 248V247H27ZM112 248V247H111ZM165 248V247H164ZM179 248V247H178ZM184 248V247H183ZM221 248H223L222 246H221ZM31 249V248H30ZM39 249V248H38ZM44 249V248H43ZM73 249V248H72ZM157 249V248H156ZM171 249V248H170ZM174 249V248H173ZM219 249V248H218ZM249 249H251V248H249ZM46 250V249H45ZM113 250V249H112ZM145 250L146 251H150L151 252V250L148 248V247H146L145 248ZM223 250H225V248L223 249ZM48 251V250H47ZM77 251V250H76ZM115 251V250H114ZM113 251V252H114ZM118 251V250H117ZM133 251V250H132ZM145 251V252H146ZM154 251V250H153ZM157 251V250H156ZM159 251V250H158ZM174 251H176V250H174ZM228 251V250H227ZM230 251V250H229ZM232 251V250H231ZM254 251V250H253ZM37 252V251H36ZM45 252V251H44ZM85 252H86V250H85ZM121 252V251H120ZM138 252V251H137ZM169 250L167 251V253L166 252H163V253H160V252H153L152 253V256H155L156 257V259L158 260V262L159 261H165V260H169L170 259V261H171V258H175L174 256H172V255H170L169 253ZM178 252H180V251H178ZM22 253V252H21ZM24 253V252H23ZM39 253H40V251H39ZM38 253V254H39ZM42 253V252H41ZM56 253V252H55ZM74 253V252H73ZM175 253V252H174ZM245 253V252H244ZM255 253H256V251H255ZM51 254H53L52 252H51ZM79 258H81L82 259V257L83 258H85L87 255L84 253V252H82V251H79ZM123 254H125V252L123 253ZM137 254V253H136ZM176 254V253H175ZM44 255V254H43ZM47 255V254H46ZM45 255V256H46ZM77 255V254H76ZM174 255V254H173ZM244 255H249V254H244ZM51 256V255H50ZM54 256H55V254H54ZM63 256V255H62ZM70 256V255H69ZM136 255H134V257H135ZM89 257V256H88ZM242 257H245V256H242ZM248 257V256H247ZM253 257V256H252ZM41 258H43V257H41ZM91 258V257H90ZM97 258V257H96ZM132 258V257H131ZM140 258V257H139ZM193 258V257H192ZM222 258V257H221ZM255 258V257H254ZM257 258V257H256ZM39 259V258H38ZM52 259V258H51ZM135 259V258H134ZM258 259V258H257ZM26 260V259H25ZM35 260V259H34ZM44 260V259H43ZM66 260V259H65ZM86 260V259H85ZM104 260V259H103ZM107 261V260H106ZM143 261V260H142ZM156 261V260H155ZM173 261V260H172ZM36 262V261H35ZM38 262V261H37ZM90 262V261H89ZM144 262V261H143ZM157 262V263H158ZM258 262H260V261H258ZM54 263V262H53ZM100 263V262H99ZM135 263H136V261H135ZM134 263V264H135ZM147 263L149 264V262H148V260H147ZM161 263V262H160ZM261 263V262H260ZM259 263V264H260ZM44 264H45V261H44ZM52 264V263H51ZM141 264H142V262H141ZM145 264V263H144ZM178 264H183V263H181V262H179ZM199 264V263H198ZM202 264V263H201ZM209 264H220V261H219V256L216 254V255H212L211 257H210V259H209ZM227 264V263H226ZM236 264V263H235ZM263 264V263H262Z\"/></svg>","mask_w":264,"mask_h":264}]
</instances>
